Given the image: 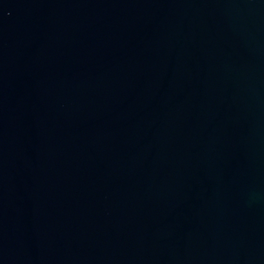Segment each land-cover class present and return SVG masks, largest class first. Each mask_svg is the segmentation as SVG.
<instances>
[{
  "label": "water",
  "instance_id": "obj_1",
  "mask_svg": "<svg viewBox=\"0 0 264 264\" xmlns=\"http://www.w3.org/2000/svg\"><path fill=\"white\" fill-rule=\"evenodd\" d=\"M0 264H264V0H0Z\"/></svg>",
  "mask_w": 264,
  "mask_h": 264
}]
</instances>
